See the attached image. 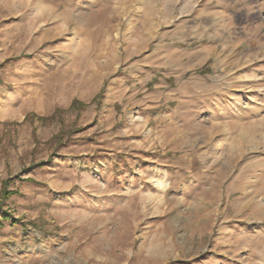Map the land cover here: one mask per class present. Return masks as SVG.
<instances>
[{
    "label": "rangeland",
    "instance_id": "1",
    "mask_svg": "<svg viewBox=\"0 0 264 264\" xmlns=\"http://www.w3.org/2000/svg\"><path fill=\"white\" fill-rule=\"evenodd\" d=\"M3 214L0 264H264V0H0Z\"/></svg>",
    "mask_w": 264,
    "mask_h": 264
},
{
    "label": "trees",
    "instance_id": "2",
    "mask_svg": "<svg viewBox=\"0 0 264 264\" xmlns=\"http://www.w3.org/2000/svg\"><path fill=\"white\" fill-rule=\"evenodd\" d=\"M72 103H73V105L83 106V103H80L78 101H73ZM3 190H4V194L6 195V197L11 194L10 192H7L5 189H3ZM7 220H8L7 214L0 215V226H2L4 224V222Z\"/></svg>",
    "mask_w": 264,
    "mask_h": 264
}]
</instances>
